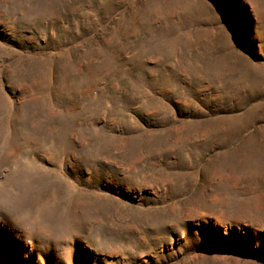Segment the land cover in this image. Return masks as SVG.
Returning a JSON list of instances; mask_svg holds the SVG:
<instances>
[{"label": "rangeland", "instance_id": "rangeland-1", "mask_svg": "<svg viewBox=\"0 0 264 264\" xmlns=\"http://www.w3.org/2000/svg\"><path fill=\"white\" fill-rule=\"evenodd\" d=\"M0 264H264V0H0Z\"/></svg>", "mask_w": 264, "mask_h": 264}, {"label": "snow or ice", "instance_id": "snow-or-ice-1", "mask_svg": "<svg viewBox=\"0 0 264 264\" xmlns=\"http://www.w3.org/2000/svg\"><path fill=\"white\" fill-rule=\"evenodd\" d=\"M226 22V21H225Z\"/></svg>", "mask_w": 264, "mask_h": 264}]
</instances>
